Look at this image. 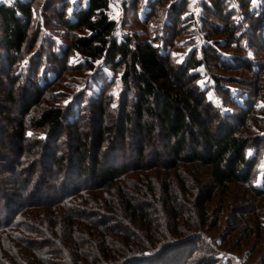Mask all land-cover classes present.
I'll return each instance as SVG.
<instances>
[{"label": "trees", "instance_id": "1", "mask_svg": "<svg viewBox=\"0 0 264 264\" xmlns=\"http://www.w3.org/2000/svg\"><path fill=\"white\" fill-rule=\"evenodd\" d=\"M232 1L203 4L208 45L199 58L192 54L183 64L164 48L183 35L189 0H133L123 14L133 9L136 22L152 28L122 36L121 22L110 16L111 0L0 4V121L5 126H0L1 218L5 212L0 231L16 238L18 232L41 236L16 242L32 245L22 255L29 262L58 263L53 261L60 257L57 251L52 260L43 257L47 252L40 240L46 244L48 229L54 234L64 225L75 264H196V249L180 257L191 240L199 239L186 236L181 221L200 228L218 189L229 183L264 196L256 187L264 160L259 104L264 101V0L259 12L252 0H236L238 9ZM161 7L167 8L164 22ZM56 29L63 30L56 31L63 33L62 42ZM229 52L230 61L223 57ZM75 54L83 63L69 65ZM200 67L229 113L212 104L198 85ZM67 73L80 77L64 80ZM91 77L98 92L89 84ZM67 80L64 95H55ZM230 89L241 93L234 97ZM66 98L67 103L57 101ZM157 129L167 147L150 161L146 153ZM31 130L43 135L32 137ZM186 167L206 172L208 183H192ZM163 172L168 174L160 180ZM84 174L88 178L82 179ZM38 207L45 210L23 218ZM193 211L201 223H191ZM151 212L167 220L156 223ZM85 231L97 240L84 244ZM84 247L95 249V261L83 260ZM47 248L66 254L56 242ZM209 262L219 260L212 255Z\"/></svg>", "mask_w": 264, "mask_h": 264}, {"label": "rangeland", "instance_id": "2", "mask_svg": "<svg viewBox=\"0 0 264 264\" xmlns=\"http://www.w3.org/2000/svg\"><path fill=\"white\" fill-rule=\"evenodd\" d=\"M15 1L16 0H0V4L3 3L12 4ZM132 3L133 0H111L110 16L112 19L121 22L120 23L121 28L118 31V36H122L125 34H143L144 32L147 31L149 32L152 28L151 27L152 24L148 27L138 24L136 22L135 12L133 9H129L126 15L123 14V7H125L124 5L126 4L132 5ZM204 3H206L207 5L210 4L209 0H189L188 10L182 16L183 35L175 40L171 48L169 46H166V48L168 49L164 48L165 49L164 54L166 52L170 54L176 63L183 64L187 62L192 54H194L195 58H199L203 46L208 45L204 39L205 30H203V25L206 19L203 10ZM262 3L263 0H255L254 3L252 2L253 10L255 12H259ZM232 5H234V7L238 9V3L236 0L232 1ZM160 9H162L161 18L164 22L166 20L167 8L164 9V7H161ZM144 16H145V9L143 8V11H141V13L139 14V18L144 19ZM241 19L242 18H240V20ZM54 31L56 32L63 30L56 29ZM55 34H56L55 36L56 40L62 42V40L64 39L63 33L56 32ZM232 55L233 54L229 52L228 54L223 55V57L230 61ZM262 58L263 57H260V59ZM82 63H83L82 58L76 54L73 55V57H71L69 61V65L72 66H76ZM195 72L201 75V78L198 81V85L203 91L207 93V97L209 101L215 106L220 107L223 113L226 114L229 113L231 110L228 107H223L220 99L214 94L212 90V87L214 86V82L211 79L210 75L207 73L205 67H200ZM213 72L215 74H218L216 70H214ZM106 73L110 77V73L108 71H106ZM69 75H75V79L80 77L79 76L80 74L78 73H71V74L67 73L63 77V79L64 80L67 79V76ZM238 75H241V73ZM246 76L248 75H245V77ZM89 79H90L89 82L90 86H92L95 92H98V88L94 84L93 77ZM251 81H254V79L251 78ZM72 85H75V83ZM66 86L67 88L70 86L69 80H67V82L64 84V86H62L60 90L58 88H55L56 90V92H54L55 95H62L64 91L67 89ZM75 90L80 91V89L76 86H75ZM230 91L234 97H238L239 93H241V91L238 89H230ZM74 92L75 91L72 90L71 94ZM87 93L89 96H91L92 94L90 91H88ZM115 95L117 96L118 93L115 92ZM57 101L65 102L67 101V98L65 100L58 99ZM259 104L261 107L264 108V101L260 100ZM0 126H4V123L2 121H0ZM259 132L260 131H257V133ZM29 133H31L33 136H35L34 135L35 133H39L38 136H40V134L41 136L43 135L42 131H36V130L33 131L31 130L29 131ZM128 141H129L128 143L130 144L132 139L130 138V140ZM151 141L153 147L150 150V152L146 153V158L147 160L149 159L150 161L152 160L153 154L161 153V151L167 147V141L158 134V129L154 137L151 138ZM62 145L64 147V144ZM130 149L131 148L128 149V153H130ZM250 155L254 156L251 149H250ZM74 161L76 163L78 162L77 159L75 158ZM90 163L91 162L89 159L85 165L88 167ZM259 169L260 172L258 174L259 176L256 183V187L259 189H264V160H262L261 167ZM185 171L187 172V174L191 176L192 183L197 182L202 185L208 183V177L206 172L201 170L200 171L202 172L201 174L200 172L198 173L196 168L191 169L187 167L185 168ZM40 174L41 173H39V176ZM167 174L168 172L160 173V180H162L163 177H165V175ZM171 174L173 175L174 172H171ZM88 175L89 174H84L81 178L86 179L88 178ZM52 179H50L49 182H52L53 181ZM246 188L247 186L244 184H235V183H229L228 185H224L221 188H219L214 200L208 207V214L207 217L205 218V224L201 225L200 228H198V226L196 228L194 225L189 226V224L186 223L185 220L181 221L182 231L184 229L187 230L185 232L186 236L190 237L193 234L194 235L198 234L197 238H199L197 240L194 237V235L192 236V238L194 237L195 239L191 240L189 244H187L188 247L186 246V251L184 248V252L180 256L182 259L186 258L188 252L192 248V249H196L197 251V254L195 255L196 264L197 262L198 264L200 262L201 264L208 263V260L212 259V255L215 256L217 260H219L218 264H264V196L254 197L247 191ZM30 199L34 200V198H30ZM24 200L27 201L28 196H25ZM16 208H18L16 209L18 211L19 205L16 206ZM38 208L32 209L31 211H27L23 215V218L25 219L28 218L29 216L28 213L30 212H35L36 214H38V213H42V211L45 210V208H39V209ZM151 214H152V218L155 220L154 222L156 223L161 222L160 220L163 217L159 216V213L155 215L153 214V212H151ZM1 215L2 218L0 217V219L4 220L3 218L5 217V212L2 211ZM190 218H191L190 219L191 223L199 224L202 222V219H200V214L194 211L193 214L190 216ZM165 220H167V216H165V218L162 219V221ZM7 231H0V258L1 257L3 258L5 264H32L31 262H29L30 259L27 260L25 256H22L23 253L29 254L27 253V251L30 244H28L27 246L25 245L26 244L25 243L20 246V244L18 245L16 244V242H18L19 239L22 237L24 238L27 237L28 239H30V241H34V239H38V238L42 239L41 236L36 234H27V233L18 232V238H16L15 236H12V232H7ZM50 231L51 230L48 229V233L46 236L47 237L50 236V237L48 238V240L46 239L47 240L46 244L44 243V240L42 241L40 240V242L44 244L42 246V248L45 249L44 254L45 252H47L45 255H43V257L52 260L53 258L51 256V253H55L57 251L60 257L57 258L56 260H53L55 262H58L56 264H75V260H74L75 251L68 248L65 243V241H68L67 238L69 235L67 233L70 232L68 230V227L65 228L64 225L56 226L54 234ZM83 233L84 234H82L83 235L82 241H84L83 242L84 244L87 243V241L97 240L94 239L95 235L94 236L89 235L88 231H85ZM112 237L113 240L114 239L117 240V238H115L114 235H112ZM51 242H56L58 248L60 250L65 251L66 254L62 251H58L55 249L50 252V248L47 247L51 244ZM36 247L40 248V246H36ZM84 249L87 251V254L84 255L83 260H88L90 261L89 263L95 261L96 256L92 255L95 249L92 247H87V248L84 247ZM212 249L215 251L214 254ZM15 254H18V257H20L21 259H25V262L15 257ZM210 262L209 264H211ZM0 264H2V262Z\"/></svg>", "mask_w": 264, "mask_h": 264}, {"label": "snow or ice", "instance_id": "3", "mask_svg": "<svg viewBox=\"0 0 264 264\" xmlns=\"http://www.w3.org/2000/svg\"><path fill=\"white\" fill-rule=\"evenodd\" d=\"M252 2L254 3V2H255V0H252ZM68 11H69V12H71V11H72V9H71V8H69V9H68ZM65 103H67V101H65ZM28 135H32V134H31V133H28Z\"/></svg>", "mask_w": 264, "mask_h": 264}]
</instances>
